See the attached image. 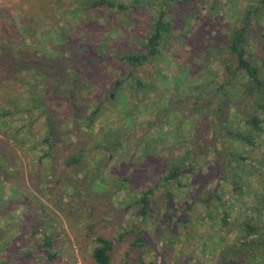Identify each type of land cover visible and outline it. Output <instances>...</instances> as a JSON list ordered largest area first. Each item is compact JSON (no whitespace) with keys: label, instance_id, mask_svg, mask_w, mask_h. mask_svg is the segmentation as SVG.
Returning a JSON list of instances; mask_svg holds the SVG:
<instances>
[{"label":"rangeland","instance_id":"rangeland-1","mask_svg":"<svg viewBox=\"0 0 264 264\" xmlns=\"http://www.w3.org/2000/svg\"><path fill=\"white\" fill-rule=\"evenodd\" d=\"M93 1L0 0V264H264V1Z\"/></svg>","mask_w":264,"mask_h":264},{"label":"trees","instance_id":"trees-1","mask_svg":"<svg viewBox=\"0 0 264 264\" xmlns=\"http://www.w3.org/2000/svg\"><path fill=\"white\" fill-rule=\"evenodd\" d=\"M264 0H261L263 2ZM103 5H107L110 7H116L115 3H113L111 0H98L93 1V7H100ZM119 7L122 10L126 9V6L120 5ZM167 16L166 11H162L161 15L159 16L157 23H156V29L155 32L148 38L147 43L145 44L146 52L142 54H130L123 56V58H120L121 62H125L131 66H140L146 62H148L150 59H153L157 54L159 53V49L161 46V42L163 39L164 33H166L168 29V24L165 22V17ZM65 22V20H63ZM67 27V21L62 26V31ZM81 34H83V31H80ZM64 34L61 33L59 38L62 40L70 39L67 36H63ZM246 29L245 28H237L235 29L229 38V52L232 54V56L237 58L238 61V69L243 70L248 77L252 80L254 89L257 90V92H262L264 83L260 78L258 69L253 65V63L247 58L246 53ZM103 44L98 45L97 50L100 53V49L102 48ZM263 49H264V43H263ZM42 79V78H41ZM141 87V84H138ZM35 102V101H34ZM45 98L44 96L41 97V100H38L37 104L33 108L41 107L42 113L44 116H47L48 121H51V115L49 108L44 104ZM257 109H260L264 112V102L258 103ZM248 125L252 127V130L255 134H257L260 131L261 126V120L259 116H252L247 120ZM237 138L245 143L247 145H253L255 140V135H244L241 132L237 133ZM80 158H74L73 162H79ZM180 175V169L176 168L174 172L169 174L166 178H164L166 181H170L172 179H177ZM151 192H147L145 196L142 199V202L144 204L143 206V214H146V205L148 202V195ZM255 231L254 228H250V232ZM97 242L99 244L98 247L95 248L93 252V258L97 264H110L111 263V250L113 242L104 238H97ZM47 246H51L50 242H47ZM122 264H130L128 261H124Z\"/></svg>","mask_w":264,"mask_h":264}]
</instances>
